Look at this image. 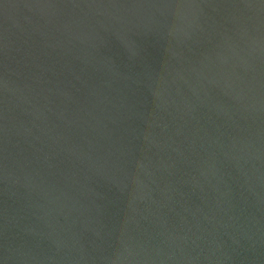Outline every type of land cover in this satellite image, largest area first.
I'll return each mask as SVG.
<instances>
[{"label":"water","instance_id":"obj_1","mask_svg":"<svg viewBox=\"0 0 264 264\" xmlns=\"http://www.w3.org/2000/svg\"><path fill=\"white\" fill-rule=\"evenodd\" d=\"M0 264H264V0H0Z\"/></svg>","mask_w":264,"mask_h":264}]
</instances>
